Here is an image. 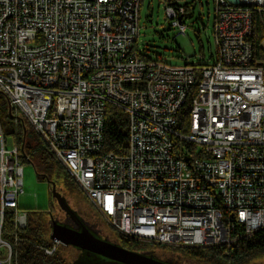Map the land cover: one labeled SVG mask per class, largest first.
<instances>
[{
  "label": "built area",
  "instance_id": "2783aa9c",
  "mask_svg": "<svg viewBox=\"0 0 264 264\" xmlns=\"http://www.w3.org/2000/svg\"><path fill=\"white\" fill-rule=\"evenodd\" d=\"M141 2L0 0V92L116 235L227 253L264 229V0H215L216 56L201 66L140 55ZM165 5L184 31V7ZM109 104L129 117L125 154L105 151ZM6 144L0 126V264H17L32 211L19 206L21 151Z\"/></svg>",
  "mask_w": 264,
  "mask_h": 264
},
{
  "label": "rangeland",
  "instance_id": "374dc122",
  "mask_svg": "<svg viewBox=\"0 0 264 264\" xmlns=\"http://www.w3.org/2000/svg\"><path fill=\"white\" fill-rule=\"evenodd\" d=\"M168 4L176 2L185 3V0H166ZM188 8L184 7V31L180 25H175L166 10L165 0H142L140 8V31L138 48L150 58L161 59L173 65L204 62L212 63L217 51V42L214 33L215 0H187ZM144 57V56H143ZM1 94V93H0ZM29 137L27 143L33 147L39 141L31 136L28 121ZM7 148L14 144L10 136L5 135ZM44 146V145H43ZM47 156V155H45ZM41 157L24 158L23 181L24 192L20 195L19 206L38 215L35 219L46 224L45 228H52L54 222L72 228H80L78 218L93 220L86 226L98 237L115 242L116 234L107 225L102 226L97 221L102 219L89 199L68 178V173L54 161L45 160V165L50 174L39 175L42 172ZM99 224V225H98ZM46 229L42 237L51 234ZM51 238V237H50ZM149 250L154 251L159 257L169 260L174 264H202L192 257H181L177 249L151 245ZM58 255L62 264H118L91 252L78 249L71 245H60ZM56 251V252H57ZM55 252V253H56ZM142 252V251H139ZM246 264H264V255L252 258Z\"/></svg>",
  "mask_w": 264,
  "mask_h": 264
},
{
  "label": "trees",
  "instance_id": "16d2710c",
  "mask_svg": "<svg viewBox=\"0 0 264 264\" xmlns=\"http://www.w3.org/2000/svg\"><path fill=\"white\" fill-rule=\"evenodd\" d=\"M170 4H177L172 2ZM189 2L185 0V3H180L178 5L188 8ZM186 14H182L183 18ZM182 18V20H183ZM183 23V21H182ZM215 24V21H214ZM135 48L138 49V41L135 44ZM254 48L258 50V41L255 42ZM140 55L145 58H150L146 53L140 51ZM197 66H201L204 62L192 63ZM198 79H200V71L198 74ZM195 84L193 91L189 95L188 100L179 112L178 121L176 129L183 130L188 119L190 117V102L196 91ZM1 93V92H0ZM0 126L2 128L3 134L10 136V138L18 145L21 155L20 158L23 161L24 158L29 159L30 157L36 156L37 154L41 157V169L42 172L39 175L50 174L48 168L45 165V160L54 161L59 167L65 169L59 161L50 153V151L43 146L44 144L37 136V134L31 130V136L39 141V145L33 147L30 143H27V138L29 137V128L26 123V119L22 116L18 117L13 110H11L8 100L1 93L0 94ZM128 135H129V117L125 110L108 105L105 115V151L114 152L117 154H125L128 150ZM176 145L180 143L178 138H175ZM47 155V156H45ZM67 172V171H66ZM68 173V172H67ZM70 182L78 188L77 184L72 180L68 174ZM36 212H32L30 216V225L23 231L18 232L19 242L17 244V264H62L58 251L53 255H46L41 246H49L52 244V239L49 235L42 237V232L46 229L50 233L51 228H45L46 224H42L41 220H36L38 215H34ZM12 216L6 219V230L7 236H10L13 232ZM242 230L239 229V235H241ZM116 243L121 246L135 251H145L144 247L136 243L134 240L116 235ZM176 249V248H172ZM180 252L181 257H192L201 262L202 264H246L252 258L264 255V229L256 231L250 236H243L240 240L233 246L230 251L225 252L224 248H177ZM158 256L154 251L147 250ZM159 257V256H158Z\"/></svg>",
  "mask_w": 264,
  "mask_h": 264
},
{
  "label": "water",
  "instance_id": "95a60500",
  "mask_svg": "<svg viewBox=\"0 0 264 264\" xmlns=\"http://www.w3.org/2000/svg\"><path fill=\"white\" fill-rule=\"evenodd\" d=\"M231 1L237 3V0ZM178 20L182 23V16H179ZM78 221L80 228H72L54 222L51 228V239L113 260L118 264H174L169 260L158 258L150 251L130 250L116 242L98 237L86 226V223H83L79 218Z\"/></svg>",
  "mask_w": 264,
  "mask_h": 264
},
{
  "label": "flooded vegetation",
  "instance_id": "af4514ba",
  "mask_svg": "<svg viewBox=\"0 0 264 264\" xmlns=\"http://www.w3.org/2000/svg\"><path fill=\"white\" fill-rule=\"evenodd\" d=\"M83 223H92V221L93 220H90L89 218L88 219H86L87 220V222H85L82 218H79ZM98 222H99V224L102 226V224L104 223V225L106 224L105 222H104V220L103 219H98L97 220ZM98 224V225H99ZM101 238H103V237H101ZM116 242V241H115ZM143 252H148L147 250H145V251H143ZM158 257V256H157ZM158 258H161V257H158ZM161 259H164V258H161Z\"/></svg>",
  "mask_w": 264,
  "mask_h": 264
},
{
  "label": "bare ground",
  "instance_id": "6f19581e",
  "mask_svg": "<svg viewBox=\"0 0 264 264\" xmlns=\"http://www.w3.org/2000/svg\"><path fill=\"white\" fill-rule=\"evenodd\" d=\"M245 71H253V64H245Z\"/></svg>",
  "mask_w": 264,
  "mask_h": 264
},
{
  "label": "crops",
  "instance_id": "0c3cea01",
  "mask_svg": "<svg viewBox=\"0 0 264 264\" xmlns=\"http://www.w3.org/2000/svg\"><path fill=\"white\" fill-rule=\"evenodd\" d=\"M182 18H183V16H182Z\"/></svg>",
  "mask_w": 264,
  "mask_h": 264
}]
</instances>
